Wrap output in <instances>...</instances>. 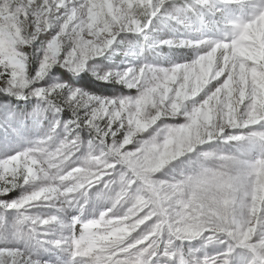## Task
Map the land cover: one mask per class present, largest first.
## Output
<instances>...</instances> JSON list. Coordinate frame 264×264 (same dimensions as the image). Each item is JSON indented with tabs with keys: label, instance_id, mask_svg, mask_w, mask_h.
Returning a JSON list of instances; mask_svg holds the SVG:
<instances>
[{
	"label": "snow or ice",
	"instance_id": "1",
	"mask_svg": "<svg viewBox=\"0 0 264 264\" xmlns=\"http://www.w3.org/2000/svg\"><path fill=\"white\" fill-rule=\"evenodd\" d=\"M0 96V264H264V0H0Z\"/></svg>",
	"mask_w": 264,
	"mask_h": 264
},
{
	"label": "rangeland",
	"instance_id": "2",
	"mask_svg": "<svg viewBox=\"0 0 264 264\" xmlns=\"http://www.w3.org/2000/svg\"><path fill=\"white\" fill-rule=\"evenodd\" d=\"M163 50L166 52L168 51L167 48H163ZM176 51H179V52H182V53H185V54H189L190 55V50H187V49H179V50H176ZM145 55L148 57V59H153L152 55H149L148 52L145 53ZM119 58V56L117 57ZM156 62H166L165 60H159V59H156ZM61 74L63 76V78L67 79V74L63 73V71L61 70ZM89 79L88 77H85V79L83 80H80L79 83L83 86L84 84L88 83L89 82ZM115 89H104V91L106 93H110L111 91H114ZM126 94H133L134 93V90H133V93H129V91L127 89L124 90ZM9 101L11 104H14L16 106V108L20 111H30L31 108H32V104L34 102H29V101H21V100H15L11 97H5V96H0V102L2 101ZM68 113L65 112L64 113V116L67 117ZM24 135L27 137V138H32L33 135H35V133L31 130L27 131L24 133ZM82 135L85 137V139L87 138V134L86 133H82ZM16 141V138L15 136H13L10 132L8 133L7 137L5 136V132L3 130H0V151H2L5 147L6 144L8 145H12L14 144ZM99 187L100 186H96L94 189H92L91 191L93 193H95L96 191L99 190ZM19 195V192H13V193H10L9 194V197L8 198H12V197H15ZM98 209V205L96 204H92L90 203L88 206H87V213L89 215L93 214L94 211H96ZM70 215L71 214H75L74 212H71L69 213Z\"/></svg>",
	"mask_w": 264,
	"mask_h": 264
},
{
	"label": "clouds",
	"instance_id": "3",
	"mask_svg": "<svg viewBox=\"0 0 264 264\" xmlns=\"http://www.w3.org/2000/svg\"><path fill=\"white\" fill-rule=\"evenodd\" d=\"M149 55H152L153 59H159V60H168L173 58L176 55H182L185 53H179L176 50L173 49H168V51H164L163 48L153 50L151 52H148ZM185 166V162L183 161H177L176 164L174 165L175 168H183Z\"/></svg>",
	"mask_w": 264,
	"mask_h": 264
}]
</instances>
